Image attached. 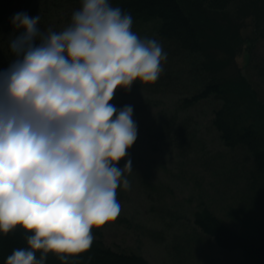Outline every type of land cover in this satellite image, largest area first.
I'll return each instance as SVG.
<instances>
[{"label": "clouds", "instance_id": "obj_1", "mask_svg": "<svg viewBox=\"0 0 264 264\" xmlns=\"http://www.w3.org/2000/svg\"><path fill=\"white\" fill-rule=\"evenodd\" d=\"M39 21L14 14L15 58L0 71V232L31 233L6 264H46L49 253L68 264L90 251L93 228L117 220V189L130 188L133 170L131 159L117 165L137 124L132 106L110 101L118 88L154 84L167 59L110 0H81L61 31Z\"/></svg>", "mask_w": 264, "mask_h": 264}, {"label": "trees", "instance_id": "obj_2", "mask_svg": "<svg viewBox=\"0 0 264 264\" xmlns=\"http://www.w3.org/2000/svg\"><path fill=\"white\" fill-rule=\"evenodd\" d=\"M30 1L0 0V71L7 69L15 58L8 40L14 29L12 18L16 13L24 12ZM110 2L131 14L134 32L136 27H148L167 55L171 49L184 55L175 57L187 64L193 77L192 82L187 81L189 93L178 98L173 113H162L146 127L144 122L136 119L137 133L145 131L146 138L155 147L166 143L173 151H180L181 156H187V149L195 145L196 133L194 129L189 130L186 111L209 99L218 104L213 110L212 126L228 148L243 150L248 161L246 164L241 161L243 157H234L223 165L217 158L204 153V159H213L207 168L217 161L220 163L216 169L219 176L225 175L227 181L235 183L231 188L232 191L235 187V202L225 217L218 214L215 206L201 202L193 212L194 226L221 249L240 251L243 255L240 264H264V98L246 78L237 60L245 50L246 63L249 62L248 48L245 47L249 42L239 35V28L246 20L243 15L253 10L264 19V0ZM234 3L235 15H232L228 8ZM233 39L235 48L232 49ZM170 65L164 63L159 79L151 85L159 90L176 85L175 76L166 71ZM115 97L119 96L115 94L110 103L121 109ZM136 113L133 110V120L140 117ZM30 234L21 226L7 235L0 232V264H6L7 257L15 249L28 247L26 236ZM92 234L94 240L90 251L69 257L68 264H152L140 253L108 246L99 229L93 228ZM36 255L39 258L40 253ZM46 264L63 262L49 253Z\"/></svg>", "mask_w": 264, "mask_h": 264}, {"label": "rangeland", "instance_id": "obj_3", "mask_svg": "<svg viewBox=\"0 0 264 264\" xmlns=\"http://www.w3.org/2000/svg\"><path fill=\"white\" fill-rule=\"evenodd\" d=\"M80 6L81 0H31L24 12L31 17L40 16L39 27L42 31H61L71 23L73 12ZM228 11L235 15V3ZM250 11L244 13L245 24L239 28V35L249 42L245 45L249 62L246 63L245 50L237 60L246 78L264 98V19L257 16L255 11ZM135 32L142 39L147 37L158 41L148 27H136ZM17 34L13 29L8 40L11 41ZM233 44L232 49L235 48V39ZM169 53L162 62L171 64L166 67L170 70L166 71H171L175 76L176 85L159 90L155 85L139 81L127 93L123 88L116 91L119 97L115 99L119 107L132 106L140 116L134 121L144 122L145 127L162 113L172 114L178 98L189 93L188 82L193 81L187 64L175 57L184 55L172 49ZM164 63H161L162 68ZM217 105L209 99L186 111L189 130L194 129L196 133L195 145L187 149V156H181L180 151H173L166 143H159L155 147L146 138L145 131L137 133L133 147L127 150L129 154L117 165L123 168L131 159L133 167L132 172L126 174L130 188L125 190L121 186L117 189V199L121 205L119 217L97 228L108 246L119 251L140 253L152 264L241 263L243 255L240 251L221 249L193 222V212L201 202L215 206L223 217L235 202V187L231 191L235 183L227 181L225 175L219 176L216 169L220 163L217 161L207 168L213 159H204V153L217 158L223 165L234 157H243L241 161L246 164L248 161L243 150L228 148L212 126L211 118Z\"/></svg>", "mask_w": 264, "mask_h": 264}]
</instances>
